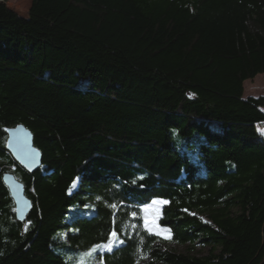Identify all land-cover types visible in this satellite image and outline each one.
Returning a JSON list of instances; mask_svg holds the SVG:
<instances>
[{"label": "trees", "instance_id": "trees-1", "mask_svg": "<svg viewBox=\"0 0 264 264\" xmlns=\"http://www.w3.org/2000/svg\"><path fill=\"white\" fill-rule=\"evenodd\" d=\"M7 1L0 264H77L113 231L123 243L87 257L242 264L243 252L254 253L250 237L264 218V93L245 98L243 83L264 74V0H30L26 17ZM17 125L41 155L32 172L6 149L5 131ZM7 173L30 202L23 221ZM194 246L206 253L192 255ZM262 260L264 249L248 264Z\"/></svg>", "mask_w": 264, "mask_h": 264}, {"label": "water", "instance_id": "water-1", "mask_svg": "<svg viewBox=\"0 0 264 264\" xmlns=\"http://www.w3.org/2000/svg\"><path fill=\"white\" fill-rule=\"evenodd\" d=\"M6 149L14 161L25 171L32 172L40 165V153L33 146L31 133L22 125L8 128L6 131ZM33 154L35 158L33 160ZM2 182L8 189L14 206V216L17 221H23L30 211V202L24 196L22 184L10 174H4ZM27 202V203H25ZM258 264H264L262 260Z\"/></svg>", "mask_w": 264, "mask_h": 264}, {"label": "rangeland", "instance_id": "rangeland-1", "mask_svg": "<svg viewBox=\"0 0 264 264\" xmlns=\"http://www.w3.org/2000/svg\"><path fill=\"white\" fill-rule=\"evenodd\" d=\"M30 5V0H8L6 6L15 11L18 15L26 17L28 14V8ZM264 93V74L257 75L252 80H247L243 83V97H257ZM264 112V107L261 108ZM257 131L264 138V125L258 126ZM252 243L255 245V252L248 253L243 252V262L242 264H248L250 260L257 259L264 249V218L257 224L251 237ZM176 250L179 252H185L184 246H175ZM192 255L201 256L206 253V248H201L200 246H194L190 252ZM85 264H101L100 261H95L87 256L82 258ZM81 261V260H80ZM79 260H76L77 264H80Z\"/></svg>", "mask_w": 264, "mask_h": 264}, {"label": "snow or ice", "instance_id": "snow-or-ice-1", "mask_svg": "<svg viewBox=\"0 0 264 264\" xmlns=\"http://www.w3.org/2000/svg\"><path fill=\"white\" fill-rule=\"evenodd\" d=\"M34 158H35V154H33V160H34ZM138 179H143V177H139ZM132 183H136V181L133 180ZM72 187H76V181H73ZM25 203H27V202H25ZM152 203L154 205H163V204H166L167 201L154 200ZM111 207L116 208L117 206L116 205H111ZM132 215L135 216L136 213H132ZM27 227H28V225L26 224L25 225V230H27ZM150 231H151V229H150ZM168 231H169L168 229H161L157 234L158 235H162L163 233L168 232ZM164 238L165 239H170L171 237L166 235ZM118 243H123V241L119 239V236H118L117 232L113 231L110 234V238H109V240H108V242L106 244L95 245L92 249L89 250V252L85 253V256H89L90 257L93 253H95L98 249H101V248H104V249H106L108 251H111L112 248ZM80 264H85V261L83 259H81Z\"/></svg>", "mask_w": 264, "mask_h": 264}, {"label": "bare ground", "instance_id": "bare-ground-1", "mask_svg": "<svg viewBox=\"0 0 264 264\" xmlns=\"http://www.w3.org/2000/svg\"><path fill=\"white\" fill-rule=\"evenodd\" d=\"M39 153H40V152H39ZM40 159H41V155H40ZM40 165H41V161H40ZM40 165H39V167H40ZM39 167H38V168H39ZM38 168H37V169H38ZM35 170H36V169H35ZM14 213H15V211H14Z\"/></svg>", "mask_w": 264, "mask_h": 264}]
</instances>
